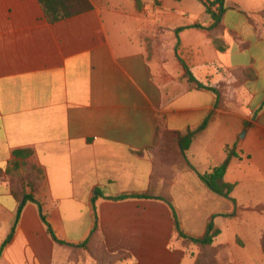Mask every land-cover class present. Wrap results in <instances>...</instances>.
Returning a JSON list of instances; mask_svg holds the SVG:
<instances>
[{"label": "crops", "instance_id": "obj_1", "mask_svg": "<svg viewBox=\"0 0 264 264\" xmlns=\"http://www.w3.org/2000/svg\"><path fill=\"white\" fill-rule=\"evenodd\" d=\"M202 5L166 0L138 10L128 0L118 11L93 3L50 23L37 0H0V264H109L107 254L122 252L129 257L113 264H195L174 231L168 196L186 232L202 235L216 215V238L224 233L218 213L232 203L195 171H178L173 181L158 176L149 150L159 120L185 132L211 116L187 152L198 172L224 162L228 147L250 164L264 162V0H226L224 52L208 30L191 27L213 23ZM178 26L188 27L179 41L172 31ZM160 28L171 31L158 34ZM178 57L222 91L219 103L212 91L190 85ZM27 150L30 156L14 155ZM238 158L230 159L225 182L236 181ZM29 165L41 178L32 175L37 189L28 181L25 191L66 244L53 240L35 202L24 204L16 222L12 179L32 174ZM189 178L218 205L201 220H185L177 202L176 187ZM151 185L157 198L112 199ZM95 214L100 231L90 241L92 255L78 245L90 238Z\"/></svg>", "mask_w": 264, "mask_h": 264}, {"label": "trees", "instance_id": "obj_2", "mask_svg": "<svg viewBox=\"0 0 264 264\" xmlns=\"http://www.w3.org/2000/svg\"><path fill=\"white\" fill-rule=\"evenodd\" d=\"M39 4L41 5L44 13V17L46 20L50 23H57L65 19H69L75 16H78L80 14L86 13L90 10H92L93 5L91 4L90 0H37ZM180 1V0H177ZM203 4L205 7L206 13L210 15V17L213 20V23L210 26H204L201 24H194L191 27L199 28V29H205L208 30L209 36L212 38V41L216 48L222 52L226 51L228 49V44L226 40L224 39V14L227 9L226 0H198ZM138 4L140 3L139 0H137ZM188 28L187 26H178L177 28L173 29V33L177 37V40L179 41V34L183 30ZM180 60L182 67L185 71V78L188 80L190 85L196 89L200 90H210L212 91L216 96V102L219 103L222 99V91L216 87H210L206 85L205 83L199 81L190 70L189 66L185 63L183 59L178 57ZM211 116H207L203 122L195 129H188L185 132L180 131H172L167 128L164 122L158 121V127H157V136L154 144L149 148V150L152 153H156L157 150L161 149V164H172V157L173 155L179 156L181 159L185 161V168H189L192 171H195L200 180L203 182V184L213 193L218 194L226 199H228L232 204H235V199L232 196V193L235 188L234 183H229L224 181V175L228 169L230 159L232 157H239L238 154L234 152V150L230 147H228V158L220 163V164H212L209 169L203 173L198 172L194 165L190 163L187 159V152L191 148L193 142L195 141L196 137L203 133L206 128L208 127V124L210 122ZM32 153L31 151H15V156H30ZM139 154L143 155L142 152ZM172 159V160H171ZM158 163L155 161L154 169L157 170ZM28 168L32 170V174H30L28 177H21L17 180L12 179V191L15 195V197L20 202L19 208H18V216L17 220L19 219V216L21 214V211L23 209V206L26 202L32 201L35 202L40 210L41 218L44 222V224L47 227V230L53 240L58 244H66L64 241H61L57 238L51 224L48 221L47 215L43 210L42 205L34 198L33 193H26L25 191V183L31 182L32 178L35 177L36 180L40 181V174L41 171L33 165H29ZM33 175V177H32ZM36 180H33L31 182L32 192H35L37 189V185H35ZM30 184V183H29ZM96 192H99V189H96ZM156 191L154 189V186L151 185L150 188L145 192H133V193H124L122 195L112 197L113 200H125L130 198H137V199H150V198H157ZM160 198V197H159ZM96 198L93 199V204L95 205ZM165 202L168 204L172 211V220L174 223V231L177 234L180 241L183 243L185 247H188V244L195 245L197 247L206 248L211 245H213L216 237L220 234V229H218L215 226L214 218L216 215H213L206 226V230L202 235H192L188 232H186L182 226L181 218L178 214L177 208L175 206V203L171 197L164 198ZM15 231V227L11 233V235L8 237V239L5 241L2 250L5 248L7 243L11 240L13 237ZM100 231L99 228V222H98V216L95 214V223L94 227L91 232V236L88 240L78 245V247H81L85 250H87L90 254H94L92 249L90 248V241L92 237ZM107 257L110 260L109 264H113L112 262H116L118 260H124L127 257H129V254L127 253H119L117 255L114 254H107ZM105 259L106 257L103 256ZM195 264H216V261L214 259L206 260L205 258L202 259V257H196L195 258Z\"/></svg>", "mask_w": 264, "mask_h": 264}, {"label": "rangeland", "instance_id": "obj_3", "mask_svg": "<svg viewBox=\"0 0 264 264\" xmlns=\"http://www.w3.org/2000/svg\"><path fill=\"white\" fill-rule=\"evenodd\" d=\"M127 1L90 0L92 5L93 3L108 4L118 11L123 10L118 5H125ZM132 1H135L138 10L151 6L161 7L166 2V0H139L138 4L137 0ZM185 1L193 2L199 7L202 5L198 0ZM169 30L160 28L158 34L170 33L171 30ZM160 151L161 149L154 153L158 163V176L165 175L167 181H173L178 171H192L185 168V161L177 155H173L172 164H161ZM238 153L240 158L232 172L236 179L232 193L235 204H232L230 211L222 210L218 213V222L224 233L209 247L202 248L188 244L187 248L195 258L199 256L206 260L214 259L216 264H264V162L250 164L247 155ZM187 159L190 162L188 156ZM199 183L201 184V181H193L189 178L187 179L189 185L176 187L177 202L187 217L185 220H201L208 211L218 207L216 202H210L202 195L203 188L199 186ZM169 188V184L163 186L164 190ZM183 189L189 193L184 194ZM195 230L198 231V229ZM249 260L251 262H248Z\"/></svg>", "mask_w": 264, "mask_h": 264}]
</instances>
